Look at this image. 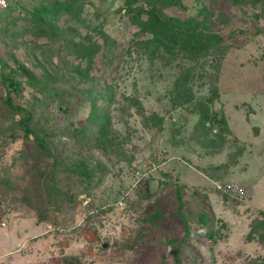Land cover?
<instances>
[{"label":"rangeland","instance_id":"1","mask_svg":"<svg viewBox=\"0 0 264 264\" xmlns=\"http://www.w3.org/2000/svg\"><path fill=\"white\" fill-rule=\"evenodd\" d=\"M126 3L166 0L0 11V264H264V0L167 8L214 14L196 58Z\"/></svg>","mask_w":264,"mask_h":264},{"label":"trees","instance_id":"2","mask_svg":"<svg viewBox=\"0 0 264 264\" xmlns=\"http://www.w3.org/2000/svg\"><path fill=\"white\" fill-rule=\"evenodd\" d=\"M182 1L183 0H166V3H161V5L163 6L162 8H160L161 5H159L152 7L150 10H144L143 7L135 8L132 4L126 3V5L129 6L128 9L130 11L139 13V17L137 18V20L141 24V26L149 31L151 30L152 33L157 38H159L167 48L184 49L186 52H188V54L193 56V58H196L199 56V53L208 51L210 48H213L215 44L218 46L221 45L223 42L221 36L210 32L209 21L214 18V14H212L211 20H208L207 15L204 19L200 20L199 16H188L186 18H180L177 15L170 16L166 13L167 8H174L177 5H180ZM9 8L11 7L9 6ZM9 8L0 11L5 12L10 10ZM207 9L209 8H206L205 11ZM142 15H146V17H148V21L146 20V22H141ZM12 73H10L7 77H4L3 79L4 83L7 86V101L11 105L12 92L18 86V84L12 79ZM190 94L191 89H187L182 91L181 96H184V99L187 101ZM17 110L21 112L23 109L18 108ZM26 115L27 112H25V116ZM24 119L25 120L23 121V123L25 126L26 118ZM104 128V123H101L99 125V132L101 130L102 132H104ZM25 134L28 137L31 136L29 129H25ZM76 134H81V132L79 131ZM101 135L103 136V134ZM34 140L40 148L44 147V143L40 140L39 137L35 136ZM86 176L89 177L88 174H86ZM255 230V227L252 226L251 231L248 235V240H250L253 235L256 234ZM69 262L70 259H66V261H64V264H73V262Z\"/></svg>","mask_w":264,"mask_h":264},{"label":"built area","instance_id":"3","mask_svg":"<svg viewBox=\"0 0 264 264\" xmlns=\"http://www.w3.org/2000/svg\"><path fill=\"white\" fill-rule=\"evenodd\" d=\"M10 1L11 0H3V2L0 3V10L8 9L10 6ZM2 62H3V60L0 56V69H1L2 64H3ZM220 188L223 189L224 192L231 194L232 196H234L237 199L243 200L246 197L245 189L238 184L230 183V184H227L224 188L223 187H220Z\"/></svg>","mask_w":264,"mask_h":264},{"label":"clouds","instance_id":"4","mask_svg":"<svg viewBox=\"0 0 264 264\" xmlns=\"http://www.w3.org/2000/svg\"><path fill=\"white\" fill-rule=\"evenodd\" d=\"M3 2V0H0V3H2Z\"/></svg>","mask_w":264,"mask_h":264}]
</instances>
